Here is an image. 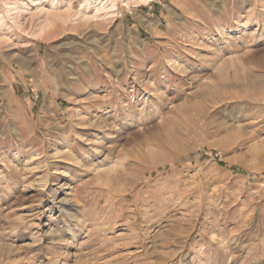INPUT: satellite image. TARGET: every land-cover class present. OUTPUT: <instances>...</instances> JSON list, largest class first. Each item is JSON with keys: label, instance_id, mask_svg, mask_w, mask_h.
Listing matches in <instances>:
<instances>
[{"label": "rangeland", "instance_id": "obj_1", "mask_svg": "<svg viewBox=\"0 0 264 264\" xmlns=\"http://www.w3.org/2000/svg\"><path fill=\"white\" fill-rule=\"evenodd\" d=\"M0 264H264V0H0Z\"/></svg>", "mask_w": 264, "mask_h": 264}, {"label": "bare ground", "instance_id": "obj_2", "mask_svg": "<svg viewBox=\"0 0 264 264\" xmlns=\"http://www.w3.org/2000/svg\"><path fill=\"white\" fill-rule=\"evenodd\" d=\"M145 2H146V1H145ZM145 2H144V3H145ZM16 5H17V4H15V3H11V6H10V7H11V10L9 9V10H10V12H12V9L14 10V9H16V8H17V7H16ZM24 8H25V7H24ZM17 9H18V8H17ZM15 11H17V12H18V10H15ZM10 12H9V13H10ZM13 13H14V14H17V13H15V12H13ZM13 13H12V14H13ZM10 14H11V13H10ZM59 16H60V15H59ZM55 17H56V16H55ZM58 18H59V17H58ZM52 22H53V21H52ZM46 24H47V25H49V22H46ZM46 24H45V26H44V27L40 28V32H43V31L45 30V28L47 27V25H46ZM235 77H236V76H235ZM221 86H222V85H221Z\"/></svg>", "mask_w": 264, "mask_h": 264}]
</instances>
